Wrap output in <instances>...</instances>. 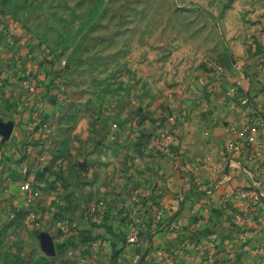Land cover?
Instances as JSON below:
<instances>
[{
    "label": "rangeland",
    "instance_id": "1",
    "mask_svg": "<svg viewBox=\"0 0 264 264\" xmlns=\"http://www.w3.org/2000/svg\"><path fill=\"white\" fill-rule=\"evenodd\" d=\"M237 76L264 94V0H0V104L40 143L0 142L5 180L26 168L34 192L27 208L0 183V264L87 263L63 220L152 219L189 116L238 118Z\"/></svg>",
    "mask_w": 264,
    "mask_h": 264
},
{
    "label": "crops",
    "instance_id": "2",
    "mask_svg": "<svg viewBox=\"0 0 264 264\" xmlns=\"http://www.w3.org/2000/svg\"><path fill=\"white\" fill-rule=\"evenodd\" d=\"M227 92L238 98L232 112L238 118L216 125L192 122L189 116L176 139L177 151L164 164L163 180L152 189V219L76 222L77 231L68 242L83 256L81 260H88L85 264H264V94L255 98L241 76L233 77ZM13 101L12 106L21 107L17 99ZM6 102L0 104L4 155L12 158L20 152L26 159L29 154L37 157L31 144L39 147V139H13L19 125ZM256 124L261 125L258 145L238 155L225 150L233 131ZM11 132V139H5ZM10 146L18 150L9 151ZM11 173L0 172V183L8 184L4 192L20 196L26 206L20 184L5 180ZM238 191L256 195L258 203L235 199ZM133 234L136 240L130 242Z\"/></svg>",
    "mask_w": 264,
    "mask_h": 264
},
{
    "label": "built area",
    "instance_id": "3",
    "mask_svg": "<svg viewBox=\"0 0 264 264\" xmlns=\"http://www.w3.org/2000/svg\"><path fill=\"white\" fill-rule=\"evenodd\" d=\"M261 125H251L247 127H243L240 130L233 131V134L228 139L225 150L232 154V155H238L240 154L244 149L251 148L253 146H256L259 144L258 139V133L260 130ZM23 176L20 182V191L26 198V206L31 207V198L30 196L34 194L32 193V179L31 174L29 170L26 168L23 169ZM234 198L237 200L247 201L252 203L253 205L257 204L259 201V198L254 195L243 191L235 192ZM36 215L32 211L29 213L30 218H34ZM38 224V223H37ZM58 226L61 230H64L67 234H72L77 231V223L70 222L68 220H63L62 223H58ZM136 240V234H133L130 238V242H134ZM92 264H94L92 262Z\"/></svg>",
    "mask_w": 264,
    "mask_h": 264
}]
</instances>
